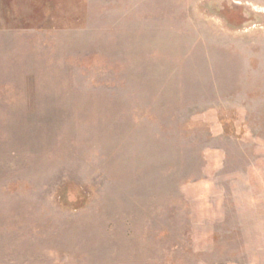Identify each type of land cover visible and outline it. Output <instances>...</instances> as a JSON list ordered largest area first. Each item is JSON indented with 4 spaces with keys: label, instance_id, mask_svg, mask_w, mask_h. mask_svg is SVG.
<instances>
[{
    "label": "rangeland",
    "instance_id": "1",
    "mask_svg": "<svg viewBox=\"0 0 264 264\" xmlns=\"http://www.w3.org/2000/svg\"><path fill=\"white\" fill-rule=\"evenodd\" d=\"M0 264H264V0H0Z\"/></svg>",
    "mask_w": 264,
    "mask_h": 264
}]
</instances>
